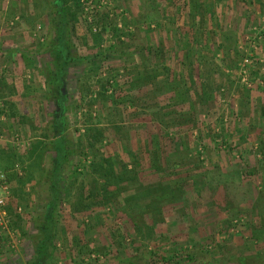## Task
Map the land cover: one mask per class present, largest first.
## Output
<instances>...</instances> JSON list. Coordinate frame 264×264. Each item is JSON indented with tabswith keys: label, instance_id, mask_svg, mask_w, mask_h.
<instances>
[{
	"label": "rangeland",
	"instance_id": "1",
	"mask_svg": "<svg viewBox=\"0 0 264 264\" xmlns=\"http://www.w3.org/2000/svg\"><path fill=\"white\" fill-rule=\"evenodd\" d=\"M64 3L76 59L45 264H264V0ZM56 9L0 0V116L24 149L0 170V264L31 261L48 206ZM102 160L113 174L89 164Z\"/></svg>",
	"mask_w": 264,
	"mask_h": 264
},
{
	"label": "trees",
	"instance_id": "2",
	"mask_svg": "<svg viewBox=\"0 0 264 264\" xmlns=\"http://www.w3.org/2000/svg\"><path fill=\"white\" fill-rule=\"evenodd\" d=\"M57 2V9L56 12L58 16L56 17V21L54 22V26L52 27V39H50L49 50L54 53V61H53V69L49 71L48 78L45 81L47 83L48 89V97L54 100L55 107V115L53 117V121L51 123V131L52 137L54 138L52 141V149L55 153L53 157L52 167L49 174V185L47 189L50 190L49 199H48V206L45 210V214L43 215L42 224L40 225V234L37 236L34 247H33V256L31 261L28 264H45L47 259L49 258V246L50 242L53 240V231H52V215L51 210L55 206L56 202L59 200L60 197V189H61V182H62V171L64 165L66 163V143L65 138L63 135L64 127H65V120H64V112L66 106L63 104L65 101V93L62 91L61 87L63 86V80L65 78V73L69 62L76 59V57L70 56L69 46L66 44V33H67V22H68V12L67 8L65 7L64 0H56ZM84 157L85 154L83 155ZM109 161L102 160L101 162L92 161L89 163L92 167H94V171L97 169H103V174L105 170L109 173L113 174L110 170ZM150 164L156 169L158 172V166L155 165L154 160L151 159L149 161ZM106 163V164H104ZM105 165V167L103 166ZM101 166H103L101 168ZM125 170V169H123ZM107 172V173H108ZM102 174V175H103ZM128 173L125 171L122 175L118 174L114 178L116 180V184L124 181L126 179H130L127 175ZM134 177H132L133 179ZM105 181L103 184H106ZM162 185V184H159ZM158 186V185H157ZM156 186L157 190L154 189H145L143 195L147 196L152 193H159L161 194L163 191V187ZM182 190V184L176 183L169 187L166 191H164L163 196L165 194L168 195V199H171L174 196V192H178ZM97 194V193H96ZM94 194L92 202L94 200H100L102 197L96 196ZM98 195V194H97ZM149 199V198H146ZM97 204V203H96ZM85 206V205H83ZM149 206V205H148Z\"/></svg>",
	"mask_w": 264,
	"mask_h": 264
},
{
	"label": "crops",
	"instance_id": "3",
	"mask_svg": "<svg viewBox=\"0 0 264 264\" xmlns=\"http://www.w3.org/2000/svg\"><path fill=\"white\" fill-rule=\"evenodd\" d=\"M8 104V103H7ZM4 108H6V104L4 106ZM23 114V112L21 113ZM9 116V115H8ZM9 120L7 117L5 116H0V170H8L12 164H14V158L16 155H14V152H16L17 154H21L22 152H24L23 150H20V151H14L12 148H11V145H10V139L8 138V135H9V132H10V129H9ZM27 126V125H26ZM25 127V126H24ZM27 128V127H26ZM34 138V137H33ZM37 139H41V140H45L46 138H40V137H35ZM53 137L52 138H48L47 141H53ZM46 141V142H47ZM22 151V152H21ZM44 154L46 152H43ZM26 154V149H25V153ZM41 154V153H40ZM44 154H41L40 155V159H42V156H44ZM17 157V156H16ZM25 157H29L28 153L26 154ZM32 156H30L31 158ZM20 167L22 168H25L26 166L29 165V160L28 159H20V160H17L16 161ZM42 162V161H41ZM28 164V165H27ZM43 164L41 163L39 165L42 166ZM30 168V166L28 167L27 170H24V174L26 173V171H28ZM26 169V168H25ZM39 170V168H38ZM15 182V179H11V183L14 184ZM32 182V181H31Z\"/></svg>",
	"mask_w": 264,
	"mask_h": 264
},
{
	"label": "built area",
	"instance_id": "4",
	"mask_svg": "<svg viewBox=\"0 0 264 264\" xmlns=\"http://www.w3.org/2000/svg\"><path fill=\"white\" fill-rule=\"evenodd\" d=\"M8 192L5 185V178L2 172H0V206H2L7 198Z\"/></svg>",
	"mask_w": 264,
	"mask_h": 264
}]
</instances>
